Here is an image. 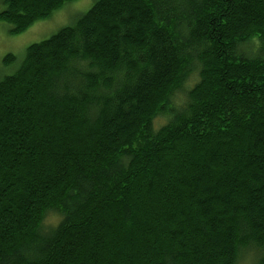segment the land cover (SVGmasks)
<instances>
[{
    "label": "trees",
    "instance_id": "trees-1",
    "mask_svg": "<svg viewBox=\"0 0 264 264\" xmlns=\"http://www.w3.org/2000/svg\"><path fill=\"white\" fill-rule=\"evenodd\" d=\"M22 62L0 80V264H264V0H96Z\"/></svg>",
    "mask_w": 264,
    "mask_h": 264
},
{
    "label": "rangeland",
    "instance_id": "rangeland-1",
    "mask_svg": "<svg viewBox=\"0 0 264 264\" xmlns=\"http://www.w3.org/2000/svg\"><path fill=\"white\" fill-rule=\"evenodd\" d=\"M96 2V0H74L63 4V7L55 10L53 14L48 18H43L35 23L31 24L29 28L21 33L12 32L11 23L0 19V80L6 76L14 74L22 65V61L26 55V48L32 43L41 42L54 33L58 32L64 26L73 25L75 21L88 11ZM5 5L3 0H0V12L4 10ZM14 55V59L11 62H6L5 58L9 55ZM199 76L192 75L191 79L185 85V89L177 94V97L173 100V106L179 108L185 106L188 102V91L192 86L198 82ZM168 117L157 116L154 120V127L157 128L166 124ZM58 216L56 214H50L47 218L46 225L51 226L56 221ZM250 252L245 253L239 264H257L251 257L255 255L254 251L252 255ZM248 255V256H247ZM256 256V255H255Z\"/></svg>",
    "mask_w": 264,
    "mask_h": 264
}]
</instances>
